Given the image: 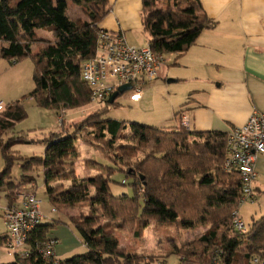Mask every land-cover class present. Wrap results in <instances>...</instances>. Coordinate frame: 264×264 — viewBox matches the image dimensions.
I'll return each instance as SVG.
<instances>
[{
  "label": "trees",
  "instance_id": "trees-1",
  "mask_svg": "<svg viewBox=\"0 0 264 264\" xmlns=\"http://www.w3.org/2000/svg\"><path fill=\"white\" fill-rule=\"evenodd\" d=\"M72 1L87 6V19L67 14L69 0H16L15 4L0 0V41L8 43L0 49V59L11 64L32 59L35 89L30 98L40 108L57 111L58 116L92 104V90L81 69L95 57L100 24L109 14V0ZM142 1L144 29L156 53L182 56L215 24L200 0H165L167 6H161L163 0ZM37 30L52 32L54 40L40 39ZM41 45L35 52L34 47ZM116 101L77 124L73 134H65L64 117L61 130L44 140V155L31 158L13 150L16 144L29 142L13 134L16 123L26 117L24 110L20 104L5 106L0 114V159L4 162L0 190L15 187L10 182L12 168L21 162L22 185L35 183L32 174L44 169L46 194L55 213L77 208L90 211L68 217L67 222L80 236L84 254L46 259V243L57 244L49 233L63 220L44 218L30 235L29 257L15 256L14 262L0 264H140L147 257L131 254L114 233L128 232L141 239L152 222L160 229L179 231L208 227L202 237L176 247L182 264H252L254 257L264 260V216L252 223L244 221L246 232H239L234 224L242 206V182L238 171L228 172L224 167L228 134L136 122L125 134L123 123L104 118ZM6 132L13 137L4 143L1 138ZM79 140L103 149L117 170L134 178V197L112 194L109 177L114 167L103 168L108 175L77 176ZM86 164L92 166L90 161ZM6 197L8 205L14 203L12 195ZM6 240L7 235L0 236V243ZM243 242L247 247L239 250Z\"/></svg>",
  "mask_w": 264,
  "mask_h": 264
},
{
  "label": "rangeland",
  "instance_id": "rangeland-1",
  "mask_svg": "<svg viewBox=\"0 0 264 264\" xmlns=\"http://www.w3.org/2000/svg\"><path fill=\"white\" fill-rule=\"evenodd\" d=\"M16 0H12V4H15ZM69 8L67 14L74 19H87V6L84 4H76L74 1L69 0ZM161 6H167V1L163 0ZM38 37L45 41H53L54 35L47 30H37ZM141 32V36L134 34L135 38L147 40ZM147 35V34H146ZM8 43L0 41V49L7 47ZM43 47L36 46L34 51L38 52ZM34 64L32 59L25 58L17 64H11L5 59H0V101L5 106L20 104V107L24 110L26 117L17 122L13 131L14 136L23 137L28 140L27 143L16 144L13 150L18 152L24 158L40 157L43 156L46 150V144L44 140L50 133L61 130L58 126V115L55 110H47L40 108L36 101L30 98L31 92L35 89V83L33 80ZM171 80V79H170ZM169 82V81H168ZM156 81L147 85V89L144 90L143 96L145 97L141 104H135L127 99L126 95H122L116 101V105L111 106L109 111L104 114V118H109L114 121H118L125 125V134L130 132V126L132 123H140L146 125H154L152 123L155 118L163 116L168 108L169 99L177 98L178 104H184L189 102V92L193 90V86L181 85L177 83H168ZM156 84V85H155ZM152 87H155V93H152ZM189 105V104H188ZM104 107H97L90 104L83 110L70 111L65 113V134H73L77 124H80L92 115H96L101 112ZM158 126V125H154ZM85 127H89V123L82 127V132L85 134L87 130ZM13 135L11 132H6L2 136V140L5 143L11 139ZM78 152L80 158L77 162V176L80 178L97 177L100 175H106L107 172L104 167H116L110 160L109 155L99 148L88 145L81 140L78 142ZM90 161L92 168L86 164ZM22 163L17 162L12 168L11 181L15 187H4L0 190V236L7 235V225L4 219V211L8 206L7 193L17 200L22 194L27 193L25 185L21 183L22 175ZM4 162L0 159V172L3 170ZM116 169V168H115ZM35 176L36 182L32 183V190L37 191L38 198L42 202V212L45 216L44 221L49 220H63L62 224L57 225L49 233V238L58 239L59 248L62 249H76L72 255L66 257L71 258L76 255H81L86 252L85 247L82 244L81 238L76 230L67 225L68 217L79 216L81 214H88L90 209L77 208L68 210H57L54 212V207L50 203L45 189L44 169L38 168L32 174ZM108 175V174H107ZM110 189L114 196H130L134 197L135 192L133 189L134 178L127 176L120 170H114L109 177ZM123 181L126 183L123 184ZM13 199V200H14ZM140 203L141 200H140ZM251 203V202H250ZM250 203L241 206L240 211L245 215V222L252 223L253 219L250 216L249 209ZM251 210V209H250ZM257 219L264 215L263 210H257ZM248 215V216H247ZM152 224V225H151ZM144 234V238L136 239L128 232L115 231V236L119 240L122 247L126 248L131 254L146 256V260L140 264H182L181 258L176 253V247H180L183 244L191 243L198 238L202 237L208 230L206 226H197L194 229L189 230H171L160 229L154 222H152ZM68 231L70 235L68 234ZM57 246V244H56ZM55 246V247H56ZM247 244L241 243L239 250L246 249ZM64 259V260H65ZM15 261V256L10 254L6 248V242L0 243V263H11Z\"/></svg>",
  "mask_w": 264,
  "mask_h": 264
},
{
  "label": "crops",
  "instance_id": "crops-1",
  "mask_svg": "<svg viewBox=\"0 0 264 264\" xmlns=\"http://www.w3.org/2000/svg\"><path fill=\"white\" fill-rule=\"evenodd\" d=\"M200 2L215 24L204 30L184 55H165V64L156 80L193 86L188 93L189 102L178 104L177 98L169 99L167 114L152 123L177 128L186 117L190 130L229 134L244 126L254 113L264 114V0ZM108 8L109 14L100 24L102 30L123 31L129 44L141 48L150 46V36L143 24L142 0H109ZM141 32L147 45L145 40L133 36H141ZM144 98L132 103L141 104ZM255 168V202L249 204L253 221L257 220V210L264 209V156L258 157ZM240 216L245 221L242 210ZM59 245L57 243L54 249L58 260L76 251L59 248Z\"/></svg>",
  "mask_w": 264,
  "mask_h": 264
},
{
  "label": "built area",
  "instance_id": "built-area-1",
  "mask_svg": "<svg viewBox=\"0 0 264 264\" xmlns=\"http://www.w3.org/2000/svg\"><path fill=\"white\" fill-rule=\"evenodd\" d=\"M164 56L154 52L150 46L141 48L129 44L123 31L100 30L96 55L85 61L81 69L83 80L92 90V105L106 106L112 95L125 85H130L131 89L119 97L126 95L130 102H139L147 85L159 79L165 64ZM4 109V103L0 102V114ZM64 117V114L58 116L59 127ZM182 125L189 129L186 117H183ZM227 154L225 170L238 171L242 182L240 204L254 203L253 184L257 177L255 164L259 156H264V114L254 113L244 126L228 134ZM32 186L25 185L27 193L4 211L6 248L10 254L21 259L29 257L27 243L30 235L45 218L41 199ZM234 224L239 232L248 229L239 213L235 216ZM55 246L54 241L46 243L43 249L46 259H56ZM252 264H264V260L254 257Z\"/></svg>",
  "mask_w": 264,
  "mask_h": 264
},
{
  "label": "water",
  "instance_id": "water-1",
  "mask_svg": "<svg viewBox=\"0 0 264 264\" xmlns=\"http://www.w3.org/2000/svg\"><path fill=\"white\" fill-rule=\"evenodd\" d=\"M169 82H173V81H169ZM130 89H131V86H130V85H125V86L121 87V88L119 89L118 92H116V93H114V94L112 95V97H111L110 100H109V104H113V103L115 102V100H116L121 94H123L124 92H126L127 90H130Z\"/></svg>",
  "mask_w": 264,
  "mask_h": 264
}]
</instances>
